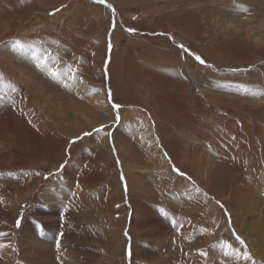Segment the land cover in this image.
I'll return each instance as SVG.
<instances>
[{
    "label": "rangeland",
    "instance_id": "obj_1",
    "mask_svg": "<svg viewBox=\"0 0 264 264\" xmlns=\"http://www.w3.org/2000/svg\"><path fill=\"white\" fill-rule=\"evenodd\" d=\"M34 259L264 264V0H0V264Z\"/></svg>",
    "mask_w": 264,
    "mask_h": 264
},
{
    "label": "snow or ice",
    "instance_id": "obj_2",
    "mask_svg": "<svg viewBox=\"0 0 264 264\" xmlns=\"http://www.w3.org/2000/svg\"><path fill=\"white\" fill-rule=\"evenodd\" d=\"M101 2L103 3L104 0H101ZM181 47H183V45H181ZM196 59H197L198 61H200L201 64L205 63V61H204L201 57H199V56H197ZM115 107L118 108L119 105H115ZM175 171H177V172L179 173V170H178V169H176ZM179 174H180V175H184L183 173H179Z\"/></svg>",
    "mask_w": 264,
    "mask_h": 264
},
{
    "label": "bare ground",
    "instance_id": "obj_3",
    "mask_svg": "<svg viewBox=\"0 0 264 264\" xmlns=\"http://www.w3.org/2000/svg\"><path fill=\"white\" fill-rule=\"evenodd\" d=\"M20 58H21V57H20ZM30 59H31V58H30ZM30 59H29V60H30ZM27 60H28V59H27ZM30 61H31V60H30ZM41 64H42V63H41ZM31 67H32V66H31ZM52 79H53V78H52ZM49 80H50V79H49ZM54 80H55V79H54ZM54 80H53V81H54ZM57 81H58V80H57ZM53 85H54V84H53ZM41 90H42V89H41ZM54 111H55V110H54ZM43 124H44V123H43ZM160 240H161V239H160ZM160 240H159V241H160ZM161 241H162V240H161ZM6 253H7V252H6ZM35 256H36V255H35ZM30 258H34V257L31 256ZM34 261H36V260L34 259ZM39 262H40V261H38V260L36 261V263L40 264Z\"/></svg>",
    "mask_w": 264,
    "mask_h": 264
},
{
    "label": "crops",
    "instance_id": "obj_4",
    "mask_svg": "<svg viewBox=\"0 0 264 264\" xmlns=\"http://www.w3.org/2000/svg\"><path fill=\"white\" fill-rule=\"evenodd\" d=\"M69 174H71V173H69ZM163 240H164V239H163ZM155 243H156V242H155ZM157 243H158V244H162V243H164V241L162 242V241L160 240V241H158ZM157 243H156V244H157ZM132 258H133V257H132Z\"/></svg>",
    "mask_w": 264,
    "mask_h": 264
}]
</instances>
